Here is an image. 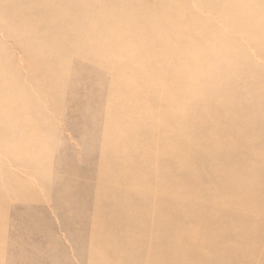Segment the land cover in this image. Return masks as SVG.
<instances>
[{"label": "bare ground", "instance_id": "6f19581e", "mask_svg": "<svg viewBox=\"0 0 264 264\" xmlns=\"http://www.w3.org/2000/svg\"><path fill=\"white\" fill-rule=\"evenodd\" d=\"M0 264H264V0H0Z\"/></svg>", "mask_w": 264, "mask_h": 264}, {"label": "rangeland", "instance_id": "374dc122", "mask_svg": "<svg viewBox=\"0 0 264 264\" xmlns=\"http://www.w3.org/2000/svg\"><path fill=\"white\" fill-rule=\"evenodd\" d=\"M90 1L93 3H97L99 0H90ZM69 97H70V91L67 90L64 99H62L61 101V105L63 106V116L58 119L57 122L58 133H57V137L55 136V138L53 139L54 140L53 143L55 144V147L53 148V153H52L53 157L50 164V172L55 179L59 177L62 178L65 174L66 175L74 174L73 176L79 174L80 172H82L80 174H88L90 170L93 168L92 162L95 163V161L98 160L97 157L98 154L95 156V158L93 159L90 158L89 160V157L86 155L85 149H83L85 148L83 142H81L80 137L76 133H74L71 129L72 120L69 119L70 115L67 114L68 113L67 111H69L68 109ZM98 136L99 134H97L96 137ZM90 138H91V133H89V135L86 134L85 139H90ZM89 141L90 140H88L87 142ZM84 154L86 155V157ZM84 168L86 170L88 169L89 171L88 170L86 171ZM96 172L92 171L91 174L89 173L86 177L89 180L88 182L91 183V185L94 184L96 185L98 178L97 175L98 172L97 173ZM32 206L36 207L39 210H41L42 208L49 207L46 202L34 203ZM24 211H25V207L22 204L16 203L15 201L9 202L8 203L9 225L12 226L13 224L18 223L20 221V218H18V216L21 213H24ZM46 214L49 215L50 222L54 224L53 226H54L55 235L65 243V246L67 248L72 247L73 245L68 238L69 233L64 229L63 223L61 225V220H60L61 218L53 211L52 207L49 209L48 213ZM10 241H12L11 238L9 239V242ZM73 260H75V263H77L78 257L74 255ZM257 261L258 259H255V262Z\"/></svg>", "mask_w": 264, "mask_h": 264}]
</instances>
